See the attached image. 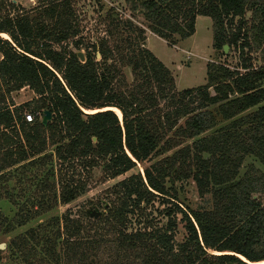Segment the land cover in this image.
<instances>
[{
  "label": "trees",
  "instance_id": "obj_1",
  "mask_svg": "<svg viewBox=\"0 0 264 264\" xmlns=\"http://www.w3.org/2000/svg\"><path fill=\"white\" fill-rule=\"evenodd\" d=\"M125 4V11L109 9L107 37L85 44L72 0H37L28 11L0 0V34L8 37L0 38V201L15 208L11 219L0 211V227L7 235L76 200L86 187L74 179L79 170L99 167L115 179L178 147H159L169 134L191 143L118 182L101 218L67 211L10 240V264H264V172L244 166L252 158L264 168V0ZM199 17L211 20L214 52L227 46L238 63L209 62L205 85L178 92L171 72L144 48L146 31L175 46V37L194 35ZM24 88L34 97L15 106L10 96ZM44 111L51 114L45 127L36 116ZM53 159L56 183L48 182L52 167L24 202L16 197L25 191L13 197L3 187L11 169L23 177L25 168ZM189 180L201 200L195 210L174 189ZM156 200L168 205L162 226L148 212ZM134 218L137 228L128 230ZM178 225L185 237L177 243Z\"/></svg>",
  "mask_w": 264,
  "mask_h": 264
},
{
  "label": "rangeland",
  "instance_id": "obj_2",
  "mask_svg": "<svg viewBox=\"0 0 264 264\" xmlns=\"http://www.w3.org/2000/svg\"><path fill=\"white\" fill-rule=\"evenodd\" d=\"M18 6L19 10L28 11L37 6V0H10ZM72 0V6L76 12L77 21L82 30V38L85 44L98 43L103 37H107L105 31L107 30V24L111 18H107L109 9H121L122 11L127 10L128 6L125 4V0ZM127 8V9H126ZM17 9V8H16ZM16 11V10H15ZM127 17L129 12H126ZM14 15V12H12ZM130 16V15H129ZM113 18H117L114 14ZM127 18L126 16H124ZM148 39L144 43V48L149 50L172 74L176 90L183 91L188 89L197 88L205 85L206 83V65L209 62H219L229 67H234L238 63V54L233 49H227L226 52L221 53L214 52L212 48V23L209 18L199 17L195 22V33L192 37L187 40L179 41L175 37L178 44L175 46L167 44L164 40L159 39L154 35H150L146 31V38ZM8 40V38H3ZM81 53H84L82 51ZM99 59V57H97ZM122 74L125 77L127 84H130L132 74L128 68L121 69ZM34 97L33 93L24 88L19 92L12 93L10 98L11 102L15 106H19L30 101ZM215 108H212L214 110ZM86 113V112H85ZM88 114V113H86ZM91 114V113H89ZM226 125L225 122L221 121L218 126ZM212 131L205 133L204 135L210 134ZM168 141V142H167ZM191 141H184L177 139L175 136L169 134L162 139L160 148H165L167 144H180L175 147L172 151L163 155H154L148 161L137 164L135 168L126 174L119 176L115 179H105L99 167H96L89 172L85 169L77 171L74 179L80 180L86 184L85 191L76 200L72 201L69 205H58L52 211L45 213L42 216L36 218V220L30 222L27 226L17 228L9 234H4V229L0 227V245H5L4 249H0V258L2 263L10 264L9 252L7 245L16 236L24 234L25 231L35 228L38 225H43L47 221L53 218H60L65 212H70L75 217L81 219H90L86 214L91 215L96 212H100L101 218L106 214V205L113 200V195L109 194V190L114 187L118 182L131 175L140 174L143 175V169L154 164L160 159L172 155L176 150L190 145ZM50 150V149H48ZM48 153V152H47ZM254 164L257 168L264 172V168L261 167L252 158H248L245 161V165ZM51 165V164H50ZM45 165L42 167L35 166L33 168H25V174L22 177V172L19 171V167H15L10 170V179L3 186L8 192H12L13 197L18 196L19 190L22 189L26 192L18 201L24 202L30 197L29 187L34 186L35 183L39 182L40 177L45 174L47 170L53 167L54 173L56 170V164L54 159L52 165ZM58 168V167H57ZM19 173V174H17ZM30 177H33L30 179ZM79 178V179H78ZM56 173L53 178L49 177L48 182L53 184L56 183ZM166 188L170 189V184H166ZM174 189L178 198V202L189 210H195L201 204V200L198 197L195 184L192 181L179 182L174 184ZM58 190V188H57ZM168 208V205H162L159 200H156L153 207L150 209L151 220L153 226H162L166 223V219L163 217V210ZM0 211L3 216L8 219L15 213V208L7 201H0ZM97 218V219H98ZM96 219V220H97ZM129 229L137 228L136 218L131 219ZM185 237V233L181 225H178L175 230V241L181 242Z\"/></svg>",
  "mask_w": 264,
  "mask_h": 264
},
{
  "label": "water",
  "instance_id": "obj_3",
  "mask_svg": "<svg viewBox=\"0 0 264 264\" xmlns=\"http://www.w3.org/2000/svg\"><path fill=\"white\" fill-rule=\"evenodd\" d=\"M227 49H228L227 46H224V47H223V51H224V52H226ZM76 56H77V58H78V60H79L80 62H83V61H84V57H83V54H82L81 52H78V53L76 54ZM97 57H99V55H97ZM118 118H119V117H118ZM50 120H51V114H50L48 111H44L43 114H42V118H41V125H42L43 127H45V126L47 125V123L50 122ZM119 120H120V123H121V115H120ZM94 140H95V139H93V141H94ZM86 216H87L88 218H89V217H92L93 220H96L98 217L101 216V213H100V212H96V213H93V214H91V215H88V213H87ZM4 248H5V245H0V249H4Z\"/></svg>",
  "mask_w": 264,
  "mask_h": 264
},
{
  "label": "built area",
  "instance_id": "obj_4",
  "mask_svg": "<svg viewBox=\"0 0 264 264\" xmlns=\"http://www.w3.org/2000/svg\"><path fill=\"white\" fill-rule=\"evenodd\" d=\"M41 119V116L39 114H36ZM24 120L26 123H32L34 120V116L31 114H24Z\"/></svg>",
  "mask_w": 264,
  "mask_h": 264
},
{
  "label": "bare ground",
  "instance_id": "obj_5",
  "mask_svg": "<svg viewBox=\"0 0 264 264\" xmlns=\"http://www.w3.org/2000/svg\"><path fill=\"white\" fill-rule=\"evenodd\" d=\"M0 36H2L3 38H8L6 35L0 34ZM112 112H114L119 118H120V113L118 110L116 109H110ZM86 113H93L95 111H85Z\"/></svg>",
  "mask_w": 264,
  "mask_h": 264
},
{
  "label": "crops",
  "instance_id": "obj_6",
  "mask_svg": "<svg viewBox=\"0 0 264 264\" xmlns=\"http://www.w3.org/2000/svg\"><path fill=\"white\" fill-rule=\"evenodd\" d=\"M149 34H150V33H149ZM150 35H152V34H150ZM148 37H149V36H147L146 40L148 39Z\"/></svg>",
  "mask_w": 264,
  "mask_h": 264
}]
</instances>
